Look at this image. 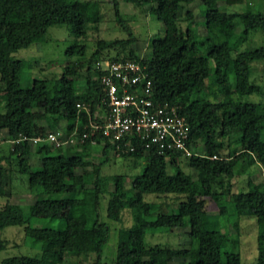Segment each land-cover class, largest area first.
I'll use <instances>...</instances> for the list:
<instances>
[{
  "label": "trees",
  "instance_id": "trees-1",
  "mask_svg": "<svg viewBox=\"0 0 264 264\" xmlns=\"http://www.w3.org/2000/svg\"><path fill=\"white\" fill-rule=\"evenodd\" d=\"M106 1L128 38L99 41L98 50L87 58V47L78 40L101 23L100 1L0 0V103L5 107L0 141L10 143L9 153L0 156V200L12 197L17 175L27 177L28 191L36 195L26 207L9 201L1 206L0 230L23 228L42 253L9 258L5 264H64L73 254H96V264H103L110 234L108 223L101 220L106 198L109 220L120 223L125 210L137 214L130 229L119 230V242L142 245L139 251L120 253L115 264H242V218L256 219L257 262L264 264V189L233 193V181L245 164L255 161L264 172V85L254 80L255 67L264 66V45L240 50L253 34L264 36V0L259 8L249 0H130L164 26L163 36L152 40L146 56L135 49L137 38L120 15L126 0ZM197 2L201 20L190 9ZM237 7L241 20L233 24L235 14L229 10ZM53 27H66L77 39L67 50L63 73L25 87L23 74L33 64L14 54L46 43ZM104 60L140 64L152 83L151 100L176 107L189 123L192 157L148 149L139 139L132 141L133 151L124 141L118 150V143L101 135L96 145L92 139L60 148L47 141L33 143L59 131L81 136L91 122H99L96 114L105 111V90L104 71L97 63ZM212 76L216 82L209 85ZM250 96L262 99L243 101ZM79 104L89 106L91 114ZM95 152L99 164L92 163ZM112 154L145 159L142 173L105 176L103 168ZM186 167L196 171V178ZM147 195L171 203L153 210ZM218 197L217 211L208 213L207 199ZM39 220L62 225L34 226ZM162 229L185 230L190 243L145 244L149 232Z\"/></svg>",
  "mask_w": 264,
  "mask_h": 264
},
{
  "label": "rangeland",
  "instance_id": "rangeland-1",
  "mask_svg": "<svg viewBox=\"0 0 264 264\" xmlns=\"http://www.w3.org/2000/svg\"><path fill=\"white\" fill-rule=\"evenodd\" d=\"M88 1V0H82ZM100 1L102 10V20L98 26L91 27L87 37L78 40L80 44H84L87 47V58H90L94 52L99 48V41H112L115 39H127L128 33L122 25L117 22L115 10L108 4L106 0H89ZM130 0L121 3L120 15L123 18L125 26L132 29L134 36L137 38L135 49L141 56H146L151 50V42L154 38L161 37L164 34V26L162 23L155 20L146 9L135 7ZM250 3H255V7L259 8L262 0H249ZM199 2L193 4L190 9L196 13V18L201 20L199 15ZM226 11V7H223ZM231 14L235 16L231 19V23H239L241 20L240 14L242 9L231 8L229 10ZM241 28L238 27V32ZM46 43L35 44L28 49H22L15 53L14 56L18 59L30 62L33 64L32 69H27L22 77L23 85L30 87L35 79L53 78L61 76L63 68L67 60V50L69 47L75 44L77 39L70 33L66 27H53L50 28L47 34ZM264 45V36L262 34H253L249 37L248 41L242 45L240 50L246 48H255ZM107 51L104 53L106 54ZM105 61V60H104ZM254 80L259 84L264 85V66L257 65L255 67ZM216 82L215 76L209 79L208 84L214 85ZM85 85L84 80L81 81V86ZM205 96L213 97L206 91ZM262 98L258 96L245 97V102L259 103ZM5 112L4 104L0 103V113ZM56 129V131L62 130ZM10 143L0 141V156L9 153ZM200 150H203L201 146ZM227 154V153H226ZM92 163L99 164L100 156L99 152L94 153ZM37 164V161H33ZM145 159L133 160L126 159L121 156L111 155L110 162L104 166L103 174L108 177H113L119 174H127L130 177H135L142 173ZM6 164V163H4ZM184 166V165H183ZM184 168V167H183ZM243 173L237 176L233 181V193H240L248 191L255 186H260L264 189V172L260 165L255 161L249 162L243 166ZM170 172H175L176 169L170 168ZM185 172L197 176L194 169L185 168ZM27 177L18 176L15 178L12 187V197L2 198L0 200V207L4 206L7 201L12 203H18L26 207L36 201V195L29 193L27 185ZM197 185H200V181H197ZM127 186H131V182L127 183ZM54 197V196H53ZM61 197V196H56ZM55 198V197H54ZM220 198L210 199L206 201V210L208 213H215L217 211L216 200ZM145 201L152 203V209L157 210L160 204L171 203V200H167L164 197H157L153 195L145 196ZM107 205L108 198L102 201L101 220L108 223L110 227V234L108 242L106 243L103 254V264H115L117 256L120 253H128L133 251H139L142 249V245L134 244H121L118 240L119 230L130 229L136 222L137 214L131 210H125L123 212L122 221L120 223L111 221L107 218ZM34 226H45L59 228L61 222H51L49 220H39L33 223ZM257 222L255 218H242L240 222V253L242 264H258V251H257ZM231 232L235 235L236 231L231 229ZM190 240L186 236L185 230H173L167 231L166 229L156 230L149 232L146 236V245H170L177 247L180 244H189ZM41 251L34 247L26 238L24 229L21 227H7L4 230H0V264H5L7 259L13 257H41ZM98 257L96 254H73L64 264H96ZM179 260H176L172 264H179Z\"/></svg>",
  "mask_w": 264,
  "mask_h": 264
},
{
  "label": "built area",
  "instance_id": "built-area-1",
  "mask_svg": "<svg viewBox=\"0 0 264 264\" xmlns=\"http://www.w3.org/2000/svg\"><path fill=\"white\" fill-rule=\"evenodd\" d=\"M97 67L104 71L101 81L105 90V111L96 114L101 121L91 122L81 136L59 131L50 133L46 139H34V144L47 141L60 148L92 139V144L96 145L95 138L101 135L118 143V150H122L120 142L124 141L125 146L131 148L132 141L139 139L145 142L146 148L155 147L160 153L194 155L190 148L189 123L176 107L158 105L151 100L152 83L140 64L105 60L98 62ZM78 108L91 114L89 106L79 104Z\"/></svg>",
  "mask_w": 264,
  "mask_h": 264
}]
</instances>
